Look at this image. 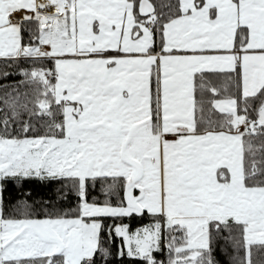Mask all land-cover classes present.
<instances>
[{
  "label": "snow or ice",
  "instance_id": "snow-or-ice-1",
  "mask_svg": "<svg viewBox=\"0 0 264 264\" xmlns=\"http://www.w3.org/2000/svg\"><path fill=\"white\" fill-rule=\"evenodd\" d=\"M0 264H264V0H0Z\"/></svg>",
  "mask_w": 264,
  "mask_h": 264
}]
</instances>
